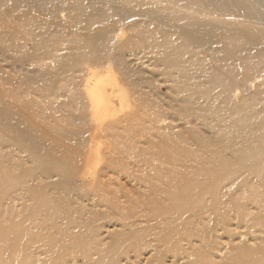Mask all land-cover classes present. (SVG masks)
<instances>
[{"label":"bare ground","instance_id":"bare-ground-1","mask_svg":"<svg viewBox=\"0 0 264 264\" xmlns=\"http://www.w3.org/2000/svg\"><path fill=\"white\" fill-rule=\"evenodd\" d=\"M68 8L72 9L76 33L72 29L61 31L54 22V17L61 19ZM14 20H21L24 33H42L49 28L47 32L56 36V41L29 57L27 66L49 58L56 63L62 76L72 79L75 73L80 74L82 97L75 92L71 95L68 106L75 113L67 111L72 116L69 120L72 126L64 129L58 121L48 119L45 111L47 108L57 111L66 106L62 101H47L51 95H63L61 91H66L65 86L50 78H44L43 82L39 71L32 79L19 76V82L25 86L29 84L32 92L42 96L46 104L38 105L30 99L17 104L12 96L18 86H12L10 79L0 80V149L4 144L14 146L15 151L26 149L33 157L32 166L21 169L26 174L24 177L20 176L23 174L12 175L13 165L19 163L0 162V176H3L0 206L5 207L3 213L0 212L1 221L13 220L17 214L20 217L19 212L12 213L9 206V202L19 196L27 199L20 204L22 210L40 213L36 219L33 214L28 219L25 217L27 227L53 230L57 237L52 238L51 232L45 240L52 244L63 238L70 239L69 245L79 243V239L75 241L79 234L70 229L82 222L98 225L97 221L104 220L105 215L118 214L123 220L126 218L131 227L143 220L146 226L129 230L130 236L114 242L108 251L117 253L125 243L131 246L140 241L149 245L154 241V245L160 248L156 254L157 262L168 256L171 264H196L195 260H189L187 252L194 247V239L200 242L197 248L202 250L203 243L212 237L231 236L227 230L231 225L251 230L264 226V217L252 216L250 212L253 206L264 210V0H0V28L15 32ZM41 25L45 26L44 30ZM137 26L141 29L129 33V28ZM78 29H83L84 33H79ZM64 40L71 42L75 50L65 61L56 54L60 50L59 42ZM1 42L4 45H0L1 54L5 48L15 50L21 47L11 37H5ZM43 43L34 41V46L39 48ZM199 52H207L213 63L201 66L204 59L198 60V69L189 72L185 62L191 61L190 65L197 61ZM25 60H16L14 64L22 67ZM146 62L161 65L163 70L160 74L148 70L143 66ZM94 63H103L105 69L92 71L90 68ZM142 69L149 76L143 75ZM212 70H215L214 74H211ZM157 75L169 81H174V77L188 80L179 88L175 84L174 92L205 85V89L192 92L194 99L198 100L196 105L191 101L188 107L185 101L189 102L188 98L181 100L182 105H177L179 99L174 96L163 97V100L167 105L175 106L174 112L176 110L179 115L192 122L208 119L226 135L222 133L220 139L196 144V149L202 151V157L194 158L197 165L189 166L188 159L182 162L178 159L174 164H188L187 170L178 171L176 178L170 176L172 171L168 169V180L162 183L163 187H153L142 199H130L118 190H110L111 177L103 180L102 174L117 163L115 172L120 176L128 167L126 158L135 156L132 149L137 146L125 143L124 149L120 150L102 139L114 126H121L123 120L130 121L135 117L141 103H144L142 114L147 117L152 115L157 120L156 115L160 118L172 116V112L163 109L162 103L152 98L160 94L154 81ZM258 76L262 81L257 80L256 90L252 91V81L259 79ZM49 80L51 84H48ZM35 83L38 86L33 87ZM65 85L70 86V82ZM47 86L52 89H46ZM240 99L241 106L238 105ZM260 99L263 111L257 112L254 105ZM218 100L224 104L221 111L216 103ZM31 105L42 114L29 113ZM237 109L244 113L231 121L230 116L235 115ZM152 119L149 121L155 128L159 120L154 122ZM39 121L51 123L50 126L63 137L50 148L64 151L67 166L76 172L64 179L69 189L66 185L59 188L58 182L62 179L47 172L55 167V163L42 159L39 141L46 140L40 134L43 130ZM236 122H242V126L233 129ZM237 136L241 137L239 142ZM255 139L253 144L251 140ZM152 149L150 155L156 150ZM178 149L181 155L184 150ZM144 151L146 149H138V152ZM166 160L172 161L169 156ZM126 175L130 180H145L135 174ZM52 177L55 178L50 179ZM238 192L243 197L236 198ZM104 195L128 204H114L111 208L117 211L84 210L74 201L75 198L91 201L93 197L102 198ZM74 211L77 214L74 215ZM156 229L165 233L157 236L154 234ZM243 250L233 264H264V247L253 250L245 246Z\"/></svg>","mask_w":264,"mask_h":264},{"label":"rangeland","instance_id":"rangeland-1","mask_svg":"<svg viewBox=\"0 0 264 264\" xmlns=\"http://www.w3.org/2000/svg\"><path fill=\"white\" fill-rule=\"evenodd\" d=\"M13 2V0H11ZM72 9L68 8L64 11V16L60 19L59 16L54 17V22L56 26L61 28V31H68V29H72V31H77V29L73 28V18L71 16ZM92 19H99L93 17ZM21 20H14V26L16 31L12 32L10 29L0 28V45H3L1 42L5 37H11V40L19 46L15 50H8L7 48L3 54L0 53V80L2 82L5 79H10L12 82V86H18L19 89L14 90V95L12 96L13 100L17 104H22V101L25 99L34 100L38 103V105L46 104V101L42 96L38 93L32 92V88L29 86H25L21 82H19L18 77H33L36 71H39L40 78L44 82V78H50L56 80L61 86H65V92L63 95H58L57 97L51 95L47 98V101H55L56 103L62 101L66 106H62L57 111H53L50 108H47L45 111V116L48 119L55 120L59 122V125L65 128H70L69 120L72 119V116L67 113V111H72L75 113L73 108L68 106L71 101V95L75 92L79 96L82 97V85H80V74L75 73V76L71 79L68 77H64L59 73L58 67L54 61L51 59H46L45 62L42 61L40 63H36L33 65H28L27 62L29 57L34 54L39 53L44 49V46L50 44L52 41H56V36H53L51 32H47L49 28H47L44 32L40 33V31L24 33L22 28L20 27ZM34 23V22H33ZM96 26V25H95ZM41 27L45 28L44 25ZM77 27V26H76ZM141 29V26L131 27L129 28V33L133 30ZM41 30V29H40ZM41 30V31H43ZM8 31V32H7ZM86 31V30H85ZM79 33H84L83 29H78ZM66 40V36L64 37ZM70 38V36H68ZM97 39V38H95ZM145 39V38H144ZM224 40H229L228 38H223ZM60 40V39H59ZM148 40V39H147ZM176 40V38H175ZM34 41L44 42L42 46L36 48L34 46ZM132 41V40H131ZM144 41V40H143ZM177 41V40H176ZM133 42V41H132ZM130 43V42H129ZM135 43V42H133ZM60 50L56 52V54L61 55L63 60H67V57L75 53V50L71 47V42L62 41L59 42ZM4 46V45H3ZM199 56H196L197 61L185 62V66L189 68V72L196 71L199 66V61H201L204 66L205 63H213L208 56L207 52H199ZM170 57L174 58L175 55H171ZM178 58V57H177ZM176 58V59H177ZM25 60L23 66L21 67L19 64L15 66L16 60ZM149 62L144 63V68L148 70H153L154 72L161 73L163 70V66L157 65L153 66L148 64ZM39 64H45L40 65ZM32 67V68H31ZM185 68V67H184ZM92 71H102L105 69L104 64L102 63H94L93 67L90 68ZM191 69V71H190ZM224 71V69H223ZM143 75L149 76L147 71L142 69ZM215 70L211 71V74H214ZM12 76L14 79H12ZM259 79L252 81V91L256 90V81H262L260 76ZM25 79V78H24ZM32 79V78H31ZM154 79V78H152ZM63 80L66 82H70V86H66ZM206 80V77H205ZM156 81L157 88L160 92V96H152L153 99L159 104L162 105L163 109H168L172 112L171 117L160 118L156 115L157 121L155 117L149 115L148 117L142 114V107L144 103L139 104L140 111L137 112L136 116L133 117L130 121H124L121 126H114L112 131L108 132V136L103 138V141L108 142L109 144H114L118 149H124V144H132L137 147L133 148L134 155L133 157H128V167L124 168L125 171L120 173V176H117L116 170L118 169L117 163H115L109 171H106L102 174V179L106 180L108 176L111 177V183L108 184L110 190H118L120 194L128 195L130 199L144 198V195L148 194L150 189L153 187L162 186L163 182H166L168 179L167 170L170 169L172 172L170 174L171 177L177 178L178 171L187 170V165L180 166L178 164H174L178 161L187 160L190 165H197L194 161L197 156L202 157V151L196 149V144L199 145L200 142L207 141L208 139L216 140L220 139V135L223 133L226 135V132L222 131L218 127L215 126L207 119H198V121H191V119H187L182 115H179L176 110L174 112V108L171 105H167L163 97L166 99L167 97L174 96L175 99H179L177 101V105H182L181 100L183 98H188L186 103L191 106V101L196 105V98L192 92L194 90H202L205 89V85H196L194 87H190L186 91H178L176 90V86L181 87L182 84L187 82L188 80L184 77L176 78L174 77V81L164 80L162 75H157L154 79ZM189 81L195 82L197 79H189ZM51 80L48 81V84H51ZM82 83V82H81ZM40 82L39 85H41ZM175 84H177L175 86ZM71 88V86H73ZM38 86L37 83L33 84V87ZM44 87V86H43ZM25 88V90L23 89ZM46 89H52L47 88ZM237 92L241 95V91L237 90ZM166 101V100H165ZM142 102V100H140ZM220 105L218 110H223L224 104L216 102ZM37 107V104H33ZM239 106L242 105V101L240 99ZM177 107V106H176ZM38 108V107H37ZM120 108V107H119ZM224 108L227 109V106ZM262 99H260L256 105H254V110L259 112L263 111ZM145 111L146 108L144 107ZM29 113H34L36 116H40L42 113L37 112L35 108L31 105L29 106ZM238 113V114H237ZM237 113L232 115L231 121L235 120V118L239 117V114L244 113L240 109H237ZM184 115V113H183ZM261 115V114H260ZM153 118V119H152ZM159 118V119H158ZM218 118H221L220 116ZM156 120L155 128L152 127V122L149 121ZM147 120V121H144ZM41 123L40 128L43 130L40 131L41 136L46 140L39 141V151L43 155L42 159L46 162L55 163V167L52 170L47 171L50 175L57 174L62 181L58 182L59 188L69 189L64 179L68 178L71 175H74L76 172H72L71 169L67 166V158L66 154L62 150H51L50 145H53L63 137L59 136L56 129L50 124H47L43 121H39ZM155 122V121H154ZM198 122V123H197ZM159 125H158V124ZM157 125V127H156ZM159 126V127H158ZM242 126V122H236L234 124L233 129L239 128ZM58 128V127H57ZM158 134V135H157ZM137 139H136V138ZM135 138V139H134ZM241 137L237 136V141L239 142ZM164 139V140H163ZM136 140V141H135ZM254 144L255 140H251ZM167 143V144H165ZM151 145L154 146L155 153L150 155ZM146 149V152H138V149ZM154 148L152 150H154ZM183 148V155H179V149ZM161 149V150H160ZM173 149V151H172ZM178 149V151H177ZM175 150V151H174ZM165 155V157H164ZM167 156L171 158L172 161H168ZM154 159H153V158ZM33 157L29 156V153L26 152V149L22 152L18 150H14V146L10 147L9 145H3L0 149V162H11V163H19V165H13L12 175L13 174H23L24 171H21L23 167H31L32 162L31 159ZM200 163V162H198ZM44 165L46 163H43ZM139 164V165H137ZM146 165V166H145ZM155 170V171H152ZM21 171V172H20ZM33 171H36L33 169ZM126 174H135L145 178V180H130ZM153 174V175H152ZM22 177L26 176V174L20 175ZM153 176V177H151ZM160 178V180L157 179ZM52 177L50 179H54ZM44 179L48 180L44 177ZM41 178V180H44ZM3 180V176H0V181ZM144 181V182H143ZM1 183V182H0ZM60 184V185H59ZM163 187V186H162ZM58 188V189H59ZM2 189V186L0 187ZM261 190V188H259ZM258 189V190H259ZM28 192V191H27ZM26 193V192H24ZM236 198L243 197V194L236 193ZM239 195V196H238ZM111 195H107L104 197H93V200L87 201L85 199H74L76 203H80L84 210H100V209H108L115 210L111 208L114 204H128L121 199L122 202L116 201L114 198H110ZM19 199H14L9 202V206L12 213L19 212L20 217L18 218V214L15 218L10 221H1L0 220V264H171L172 262L169 260V257H164V260H160L157 262L156 254L160 251V248H157L154 245V241H151L149 245H144L142 242L138 241L137 243L128 246L126 243L117 250V253L114 251H108L110 246L116 242L125 239L130 236L129 230H137L138 228H142L147 225L143 220H138L137 224L134 227H131L126 222V218L120 217L118 214H109L104 216V220H98V225H93L91 223H80L76 227H72L70 230L79 234V238L76 237L75 241L79 239V243H69L71 242L69 238H63L60 242L56 244L48 243L46 240V236L51 232V237L56 238L57 234L54 233L51 229L41 228L39 226L27 227V220L29 215L33 214V218L36 219L40 213L33 210V213H29L25 210H22L21 203L26 202L22 196H19ZM107 199V201H106ZM147 201V198H145ZM95 200L94 203H92ZM105 200V201H104ZM13 203V204H12ZM100 204V205H99ZM257 206H253L250 209L251 215L264 217L263 208H256ZM5 207L0 206V212L3 213ZM258 209V210H257ZM253 211V212H252ZM76 211L73 212L75 215ZM141 219V218H139ZM99 223H104V225H100ZM232 235L223 234L221 237H212L203 243L202 250L201 248H197L200 242L197 239H194L192 242L191 250L189 252V260H195L196 264H233L235 258L239 255H242L244 252L243 248L248 246L251 249H256L259 247H264V226L257 230H251L246 228H237L234 225H231L227 228ZM250 230V231H249ZM70 231V232H71ZM48 232V233H47ZM134 232L133 234H136ZM165 232L161 229H156L154 234L157 236L163 235ZM153 234V235H154ZM143 247V248H142ZM168 258V259H167ZM182 262V260H181ZM176 264V263H175ZM184 264V263H181Z\"/></svg>","mask_w":264,"mask_h":264}]
</instances>
